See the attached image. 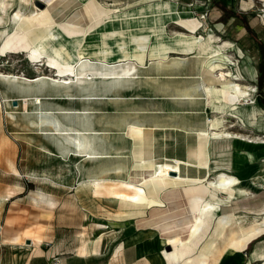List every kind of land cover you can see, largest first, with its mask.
Segmentation results:
<instances>
[{"label":"crops","instance_id":"obj_1","mask_svg":"<svg viewBox=\"0 0 264 264\" xmlns=\"http://www.w3.org/2000/svg\"><path fill=\"white\" fill-rule=\"evenodd\" d=\"M173 3L178 10L186 8L189 17L206 12L205 19L214 21L216 31L205 32L202 42L190 50H183L177 44L166 46L164 56H149L150 49L156 46L157 50L163 51L164 47L151 43L142 62L133 58L98 59L89 56H82L79 60L72 48L69 49L71 61L63 63L64 67H53L41 60L43 68L52 69V73L48 75L43 71L39 80H28L26 78L33 76H25L22 72L6 76L9 91L5 92L6 86L0 85V192L8 191L9 197L4 199L0 228L12 229V233L6 236L21 235L22 238V241L6 240L8 244L19 245L24 239H31L34 244L32 239L38 236L41 241L34 245L39 246L43 242V229L77 227L80 210H86L87 217L94 216L89 214L88 207L80 206V193L82 190L86 192L80 187L90 188L80 185L83 182L126 180L133 164L141 157L158 159L177 155L190 158L199 149H209V143L202 139L201 133L208 128L210 118L221 113L209 103L203 79L204 66L213 50L211 44H219H214L217 41H213V37L220 38L219 41L229 40L234 45L230 51L241 50L248 54L253 49L255 53L256 36L251 31L256 30L250 24L239 23L228 31V36L235 37L234 40L221 38L224 31L220 30L229 27L235 19L232 12L221 18L224 9L235 10L238 0H188L185 5L174 0ZM238 10L242 9L239 7ZM173 32L163 31L170 37ZM242 60L238 59L244 80L254 85L257 73L255 79H247ZM230 67L236 70L234 65ZM253 67L256 71L257 61L253 62ZM38 74L42 73L34 72L33 75ZM36 97L39 101L35 100ZM13 99L15 103H12ZM258 107L261 115L257 114L255 123L249 122L247 126L264 132V108ZM224 116L226 126L233 122V118H238L228 113ZM255 144L264 146V143L235 142L233 148ZM213 147L215 151L210 152V157L222 159L224 151H219L221 146ZM250 152L254 154L253 159L243 153L238 162L255 161L264 156V149ZM43 181L47 185L52 182L57 189L54 192L48 191L47 187L43 190ZM16 186L22 189L18 191ZM195 189L197 191L193 193ZM181 190L183 194L179 193ZM153 196L161 202H152L143 207L142 212L120 220H105L121 223L120 229L103 250L101 245L99 251L89 254L109 253L106 264H173V261H166L160 249L162 246L171 247L162 239L168 233L157 228L156 224L171 218L181 222V217H187L190 212L192 203L203 198L204 194L199 188L180 185L161 188ZM68 213L71 216L66 217ZM57 217L62 218V222L56 221ZM88 220L90 222V218ZM128 229L130 233L121 235ZM257 236L249 237L237 248L238 251L222 257L220 264L263 262L264 239L253 245L246 257L241 253ZM115 239L118 240L113 244ZM188 255L185 252L174 261L180 264ZM30 258L24 264H29Z\"/></svg>","mask_w":264,"mask_h":264},{"label":"bare ground","instance_id":"obj_2","mask_svg":"<svg viewBox=\"0 0 264 264\" xmlns=\"http://www.w3.org/2000/svg\"><path fill=\"white\" fill-rule=\"evenodd\" d=\"M39 1L45 6L38 7L35 5L34 9L27 14L18 9L10 16L7 11L9 2L0 0V24H3L5 19L13 22V31L5 36L0 45L1 55L6 50L21 48L30 59L41 60L44 57L49 65L60 68L64 67L63 63L71 59L69 49L74 48L78 59L82 56L98 59L133 58L142 62L147 56L146 48L151 43L152 46L155 43L160 45V48L164 47L161 51L159 48L157 50L155 46L149 50L148 55L164 56L166 46L177 44L181 45L183 50H190L203 39V35L195 32L203 29L202 19L186 15V8L178 10L173 3L174 0H134L131 4L120 7H108L98 0ZM251 5L252 2L248 0L241 2V6L245 9ZM262 18L264 19V13H262ZM169 21H173L183 30H173L171 37L166 36L163 31H166V24ZM219 40L220 38L213 37V41ZM216 46L217 48L215 47L212 51L209 50L211 53L203 69L204 88L209 103L221 112L220 115L215 113L210 118L208 128L201 133L202 139H206L207 144L209 143V149L207 147L201 151L199 149L190 158L177 155L164 156L158 159L141 157L139 161L133 164L126 180L106 183L104 180L97 179L80 184L88 185L95 194L103 191L108 192V195L119 207L117 216H121L120 218L140 213L143 207L152 202H161L159 198L153 196L161 188L191 185L201 189L204 196L192 203L193 206L187 215L188 218L182 216L181 222H177L175 218L165 219L156 224L157 228L168 233L162 239L171 247L161 250L163 257L168 262L184 255L186 247L193 245L194 237L201 233L207 216H214L215 221L208 235L200 244V249L209 256L211 264H220L222 257L238 251L237 248L249 237L257 236L264 231V201L261 202L259 210L257 209L252 220L246 225L243 224L245 218H241V215L236 216L231 206L232 201L256 194L255 190L248 187L250 182L243 179L240 174L232 172L233 166L238 167L240 164L238 159L243 153L248 159H253L254 154L249 150H244L243 153L234 151V142L239 144L244 142L264 143V138L232 130L231 127L236 123L232 122L226 126L224 116L226 113L234 114L235 117H238L239 123L250 122L254 124L257 114L261 115L259 103L257 105L253 102L252 94L255 87L252 83L244 80L238 59L233 54L228 53L234 48V45L229 40L224 39L219 41ZM236 52L242 55L243 51L237 50ZM254 61L255 53L251 49L248 54H245L241 64L242 70L249 80L255 79ZM231 65L236 67L235 71L231 69ZM0 75L8 76L6 73H0ZM41 77L43 74L26 79L34 81ZM35 100L39 101V98L36 97ZM214 145L221 146L220 152L225 151L223 145H230L228 162L210 157V152L215 151ZM200 153L202 154L201 158ZM15 189L20 191L22 187L16 186ZM170 191L172 193L171 189ZM196 191L197 189L193 193ZM179 193L183 194L182 190ZM8 197V191L0 192V201ZM220 203L223 205L220 206ZM219 210H221L220 213H218ZM173 212L175 213V210ZM242 217L246 216L243 215ZM104 234L107 233L102 232L94 236L91 241L92 246H89V240L81 235L80 245L76 248V252L80 255L97 252L98 243ZM4 240L14 241L22 240V238L21 235L13 238L4 236ZM40 241L41 237L38 236H34L32 239L36 245ZM259 264H264V261Z\"/></svg>","mask_w":264,"mask_h":264},{"label":"rangeland","instance_id":"obj_3","mask_svg":"<svg viewBox=\"0 0 264 264\" xmlns=\"http://www.w3.org/2000/svg\"><path fill=\"white\" fill-rule=\"evenodd\" d=\"M9 2V7L7 9L8 14L10 16L16 10H20L24 13H30L34 6L44 7L45 5L42 4L40 6L37 2L39 0H7ZM31 1V2H30ZM103 5L108 7H120V6H127L130 3L128 1L132 0H98ZM181 1L182 5L186 3L188 0H178ZM14 2V4H13ZM23 3V4H22ZM127 3V4H125ZM19 4V5H18ZM30 4V5H29ZM12 5V6H11ZM213 6V5H210ZM17 7V8H16ZM219 7V5H218ZM221 7V6H220ZM260 4L256 3V5L252 9L248 10H238L239 3L235 5V10L230 7L224 9L225 13L221 18H224L226 15L228 16L231 12L234 14L235 19L231 21L230 26L224 30L222 34H220L221 38H229L228 31H231L234 26L239 23H244L245 26L250 24L256 31H251L256 36V44H257V51L255 52V61H257L256 67V82L254 83L255 91L252 94L253 102L263 108L264 106V19L262 18V13L259 9ZM127 8V7H125ZM222 8V7H221ZM10 10V11H9ZM200 14V13H199ZM206 18V17H205ZM204 18L203 29L198 31H203V36L205 32L216 31L213 25L214 21H210ZM10 21V22H9ZM166 31H173V30H183L181 27L174 23H167L166 24ZM207 29V30H206ZM13 31V22L11 20H6L3 24H0V45L4 40L5 36ZM198 34V33H196ZM235 38V37H234ZM233 38V40H234ZM219 43V41L214 42ZM213 44V43H212ZM211 47L214 49L216 46L212 45ZM217 48V47H216ZM228 53L236 56V59L242 60L245 56V52H242L241 56L237 57V53L235 51H228ZM41 60H45L43 57ZM41 60H32L27 56L25 51H21V48L16 50H6L2 55L0 54V73H6L8 75L15 73V72H22L25 76H34V72H40L43 74V71L50 75L52 73V69L50 68H43V62ZM6 76L0 75V85L6 86L5 92L9 91V86L7 84ZM10 89H12L10 87ZM230 119L229 117L227 118ZM233 122L236 123L234 125L233 130L239 131L249 135H257L262 136L264 138V132L255 131L252 126H247L249 122H245L243 124L239 123L238 118H233ZM232 123V122H231ZM230 144V143H227ZM235 144V142H234ZM264 149V146H260V144H255L253 146H249L246 148H234L233 150L237 151H261ZM230 145L225 148L224 157L220 159V157H216V160H222V162H228L230 158ZM226 154V155H225ZM259 161V162H258ZM238 168V169H237ZM232 172H236L240 174L243 179L247 182L248 187L252 190H255L256 194L253 196H249L246 198H241L236 201L231 202V206L235 210V215L240 216L243 219V224L246 225L252 220L253 214H256L257 209L259 210L261 206V202L264 201V156L259 157L258 159L252 161H242L240 165L233 166ZM51 182V181H49ZM252 182V183H251ZM37 183V182H36ZM43 181V190L47 187L48 191L56 190L55 184L47 185ZM84 189L86 192L81 191L80 195V206L81 207H88L90 209L91 217L88 216V212L84 210H80V221H78L77 227L66 228V227H59V228H52L48 227L47 229H43V242L36 246L31 243V239H27L24 243L19 245L8 244L6 240H4L5 234L9 232L12 233V229L2 227L0 228V264H24L28 257L30 258L29 264H106V259L109 258V253L107 254H89L87 255H80L76 252V248L80 245L81 235L89 240V246L91 245V241L94 236L104 232L109 234H104L102 240L98 243V249L100 250V246L102 245V250L104 246L106 247L108 242L116 235L118 232L119 227L121 226L120 223H113V222H104L105 220L110 219H119L120 217L117 216L119 212V207L116 205L115 201L108 195V192L103 191L101 193L95 194L90 188L87 186L80 187ZM259 188L258 190H256ZM117 189V188H115ZM0 187V191H1ZM54 192V191H53ZM84 193V194H82ZM90 193V194H88ZM93 193V194H92ZM223 204L220 203V206ZM71 205L69 204V207ZM4 200L0 201V216L3 217L4 214ZM221 210L218 211L220 213ZM245 215L246 217H242ZM71 216L69 213L66 217ZM90 218V222H88ZM239 218V217H238ZM56 221L62 222V218H55ZM78 219V218H77ZM215 221L214 216H207L205 219V223L201 230V233L194 237L192 242L193 245L186 247V252L189 253L188 257L183 260L180 264H211L210 258L203 251L200 249V244L206 238L211 229L213 223ZM95 224V225H94ZM131 231L128 229L123 234L130 233ZM106 235V236H105ZM120 235V236H121ZM255 239L247 246L244 250L241 251L242 256L246 257L253 245L257 242L262 241L264 239V231L258 234ZM89 236V237H88ZM91 237V238H90ZM118 239H115L113 244L117 242ZM7 243H6V242ZM22 241V240H20ZM106 241V244H101ZM26 242V243H25ZM29 244V245H26ZM167 248L166 246L160 247V249ZM106 255V256H104ZM246 261V260H245ZM173 264H177L176 261H173ZM244 264V261L243 263ZM252 264H257V261L253 262Z\"/></svg>","mask_w":264,"mask_h":264},{"label":"built area","instance_id":"obj_4","mask_svg":"<svg viewBox=\"0 0 264 264\" xmlns=\"http://www.w3.org/2000/svg\"><path fill=\"white\" fill-rule=\"evenodd\" d=\"M243 0H238V3H239V7L242 9V10H248V9H252L255 5H256V3H259L260 4V7H259V9H260V11H261V13H264V0H248V1H251L252 2V5L250 6V7H248V8H243L242 6H241V2H242ZM205 16H206V12H202V13H200L199 14V18H201L202 19V21L204 20V18H205ZM203 23H204V21H203Z\"/></svg>","mask_w":264,"mask_h":264},{"label":"water","instance_id":"obj_5","mask_svg":"<svg viewBox=\"0 0 264 264\" xmlns=\"http://www.w3.org/2000/svg\"><path fill=\"white\" fill-rule=\"evenodd\" d=\"M40 6H42V3L41 2H37ZM16 102V100H12V103H15Z\"/></svg>","mask_w":264,"mask_h":264}]
</instances>
